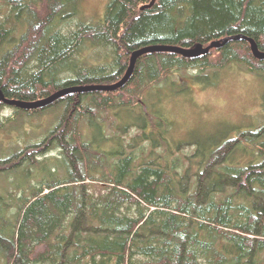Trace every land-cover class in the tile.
I'll list each match as a JSON object with an SVG mask.
<instances>
[{
  "label": "trees",
  "instance_id": "16d2710c",
  "mask_svg": "<svg viewBox=\"0 0 264 264\" xmlns=\"http://www.w3.org/2000/svg\"><path fill=\"white\" fill-rule=\"evenodd\" d=\"M75 3L0 0L5 98L31 102L69 86L115 83L131 52L146 45L243 38L194 58L143 54L114 91L69 93L37 109L9 106L26 116L64 110L41 142L0 156V173L24 179L7 181L17 193H0V264H264V126L207 148L168 144L169 123L143 101L165 84L185 88L183 78H167L173 72L201 82L206 71L238 63L264 74V59L245 39L264 51V0H107L102 20L71 25L75 14L65 9ZM85 46L106 48L105 62L77 59ZM121 113L130 124L106 136L108 117ZM134 126L139 134L124 146L116 133ZM111 135L118 151L105 147ZM53 150L63 177L45 164Z\"/></svg>",
  "mask_w": 264,
  "mask_h": 264
},
{
  "label": "rangeland",
  "instance_id": "374dc122",
  "mask_svg": "<svg viewBox=\"0 0 264 264\" xmlns=\"http://www.w3.org/2000/svg\"><path fill=\"white\" fill-rule=\"evenodd\" d=\"M106 3L107 0H76L74 8L67 7L65 13L74 12L75 16L70 20L71 25L78 21L94 23L102 20ZM61 28L65 30L63 26ZM87 48L85 46L76 58L88 61L90 66H101L105 62L106 56L103 54L107 53L106 48ZM184 73L185 71L173 72L167 78L174 80L173 82L183 78L185 88H180L177 83L165 84L147 93L143 98L146 107L155 111L158 117L166 118L169 123L170 129L165 135L168 144L195 141L202 148H207L226 137H234L236 134L264 126V74L250 73L238 63L228 64L223 69L206 71L201 82L186 80L182 77ZM187 73L193 74L191 71ZM163 81L164 79H161L156 86L163 85ZM63 110L61 105L50 107L40 114L26 116L24 113L15 115L14 109L8 105L0 106L1 160L25 146L41 142L58 124ZM114 118L115 116H109L104 124L106 136L114 134L116 126L124 129L132 120L124 113L115 121ZM129 129L125 133H116L121 137L124 146L133 136L139 134L135 126ZM80 131L83 139L89 140L87 128L83 126ZM111 136L114 138L109 140L105 147L112 152L118 151V140L114 135ZM184 151L188 153L191 149ZM57 154L58 151H50L45 164L49 168L54 167L57 177H63L66 171L64 172L63 167L54 158ZM33 174L36 176V172ZM14 176L15 174L5 176V173H0V193H17L19 189L14 191V187L6 183L8 181L24 184V179L22 176ZM41 177L42 175L32 178L31 183H38Z\"/></svg>",
  "mask_w": 264,
  "mask_h": 264
},
{
  "label": "water",
  "instance_id": "95a60500",
  "mask_svg": "<svg viewBox=\"0 0 264 264\" xmlns=\"http://www.w3.org/2000/svg\"><path fill=\"white\" fill-rule=\"evenodd\" d=\"M240 38L243 37L241 35L226 37L221 42L213 41L206 47H203L202 45H196L192 48H184L181 46L163 45V44L146 45L131 52L126 71L124 72L123 76L115 83L69 86L59 89L54 93L50 94L49 96L31 102L5 98L3 92L0 89V102L8 106H14L19 109L28 110V109H37V108L45 107L53 103L55 100L59 99L60 97L65 96L69 93H80V92H89V91H114L118 88H121L128 81V79L130 78L133 72L137 58L143 54L154 53V52H170V53L179 54L186 58H194L208 53L209 49L211 48H218L219 46L226 43L229 39L237 40ZM245 39L249 43V48L252 53V56L259 60L264 59V51L259 50L256 42L251 38H245Z\"/></svg>",
  "mask_w": 264,
  "mask_h": 264
},
{
  "label": "bare ground",
  "instance_id": "6f19581e",
  "mask_svg": "<svg viewBox=\"0 0 264 264\" xmlns=\"http://www.w3.org/2000/svg\"><path fill=\"white\" fill-rule=\"evenodd\" d=\"M93 85V84H92ZM78 86V85H77ZM81 86V85H80Z\"/></svg>",
  "mask_w": 264,
  "mask_h": 264
}]
</instances>
